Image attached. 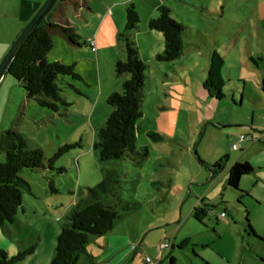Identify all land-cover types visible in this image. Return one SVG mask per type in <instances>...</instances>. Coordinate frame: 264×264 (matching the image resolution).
<instances>
[{
  "label": "rangeland",
  "instance_id": "obj_1",
  "mask_svg": "<svg viewBox=\"0 0 264 264\" xmlns=\"http://www.w3.org/2000/svg\"><path fill=\"white\" fill-rule=\"evenodd\" d=\"M78 2L68 3L62 14L80 36V45L53 29V47L47 54L50 63L75 66L77 80L57 81L68 106L52 112L28 99L11 76L0 82V146L7 131H16L28 148L43 151L47 167L60 148L72 145L52 170L20 172L30 190L24 191L23 208L14 222L0 225V251L13 256L33 248L15 264H50L72 209L90 201L92 191L116 171L119 179L112 190L134 209L121 212L108 235L92 237L77 264H171L172 258L174 264H264V141H246L232 151L242 134L264 130V0ZM126 2L133 3L139 15L141 29L135 33L141 41L136 47L140 60L150 66L136 139V149L146 148L149 155L140 164L101 161L93 149L97 131L111 111L106 98L120 93L129 78L115 71L118 60L126 59L120 37ZM162 4L189 28L182 55L171 62L158 61L156 52L163 44L147 34L150 13ZM113 8L119 30L112 27V35L107 23V38L100 35L102 47L95 41L92 46L89 36L95 35L104 12L111 15ZM10 33V25L0 21V56ZM156 39L163 42L160 36ZM212 51L224 62L222 99L209 98L203 91ZM151 131L165 141H154L148 136ZM219 159H226L227 169L211 178L209 165ZM4 161L0 148V162ZM235 162H249L254 168L242 177L238 190L227 185L228 168ZM105 200L115 202L111 197ZM195 208L210 212L200 222L194 218ZM247 219L252 232L245 229ZM109 236L115 247L128 244L120 250L126 260L102 250ZM162 243L174 249L170 255L163 251L160 258Z\"/></svg>",
  "mask_w": 264,
  "mask_h": 264
},
{
  "label": "trees",
  "instance_id": "obj_2",
  "mask_svg": "<svg viewBox=\"0 0 264 264\" xmlns=\"http://www.w3.org/2000/svg\"><path fill=\"white\" fill-rule=\"evenodd\" d=\"M59 2H74L76 0H56L50 12L43 18L23 48L12 61L8 75L20 84L27 93L28 99L35 100L40 107L59 113L61 107L68 104L62 98L61 88L57 81L60 77H69L77 80L74 65H65L59 62L47 61V54L53 47L50 28H60L65 37L74 45H80L79 36L75 29L60 16L54 22L49 20ZM157 16L148 22V28L161 33L165 49L157 55L158 61L171 62L182 55L184 37L189 28L173 18V11L165 5L157 9ZM140 18L133 3L126 5V23L124 32L120 35L125 44V61H118L115 71L118 75H128L129 78L122 84L120 93H113L107 97V104L111 111L107 115L103 127L97 131V140L93 149L101 161L131 160L140 164L149 152L145 148L136 149L138 122L143 118L144 89L147 81L148 66L139 58L133 34L139 29ZM255 62V60H253ZM223 60L216 51H212L209 58L208 78L204 88L210 96L222 99ZM6 139L1 143V150L5 161L0 162V225L13 223L19 211L23 208L24 191L30 190L29 183L20 176L23 170H37L54 168V161L63 155L67 145L59 149L46 167L45 156L41 149L28 148L25 137L16 131H7ZM148 136L156 142L165 141V137L155 131L148 132ZM227 169L226 159H220L209 165L211 178ZM254 168L249 162H235L228 168L227 185L235 190L239 189L242 177L253 173ZM119 175L116 171L107 174L105 181L92 191V199L85 206L79 205L72 209L68 221L63 225L57 238L55 256L50 264H77L81 254L86 253V247L92 237L108 235L119 219L121 212H130L134 204L124 203L119 194L112 189L117 184ZM53 190V187L51 186ZM111 197L115 202L106 203L104 199ZM209 207V206H207ZM210 210L195 208L194 218L201 222ZM224 214V213H222ZM226 217V214H225ZM245 229L252 232L247 219ZM185 244V243H183ZM33 253V248L26 249L18 254L9 256L0 251V264H15L24 260ZM175 259H171L174 264Z\"/></svg>",
  "mask_w": 264,
  "mask_h": 264
},
{
  "label": "crops",
  "instance_id": "obj_3",
  "mask_svg": "<svg viewBox=\"0 0 264 264\" xmlns=\"http://www.w3.org/2000/svg\"><path fill=\"white\" fill-rule=\"evenodd\" d=\"M76 1H79L80 2V3L78 2L77 5H82V4L85 3V0H76ZM44 2H45V0H0V21L7 22L10 25V31H11L10 35L8 36V38H10V39L4 44V49L1 52L0 62L3 60V58L6 55V53L9 51V49L12 46L13 42L19 36V34L23 30V28L33 18V16L36 14V12L38 11V9L41 7V5ZM156 2H157V0H156ZM68 3H71V2H64V3L63 2H59L56 5V9L54 10V13L50 16L49 20L51 22H54L55 20H57L58 17L63 16V14H62L63 13V10H64L65 6ZM128 3H131V2H126L125 4L124 3L123 4H124V6H126ZM112 4L113 5H117L116 2H112ZM159 7L160 6L155 7V9L150 13V16H149V18L147 20L148 22H149L150 19L155 18V16L157 15V13H156L157 12V9ZM114 8L112 9V13L113 14H111V15L108 12L107 13L104 12V14L102 15V17H101V19H100V21L98 23L99 26L97 25L98 28L96 29L95 35L92 34L88 38L89 39L88 41L90 43L93 42V41H95V43H96V45L98 47H102V42H101V39H100V35H103V37L107 38V33L104 30V27H107V23L109 24L110 28L112 29L111 30L112 35H114V33H115V31L113 30L112 27H114L116 31L119 30V28H118L119 26L113 20V17H114ZM148 22H147V26H148ZM53 29L59 30V31H61L63 33V31L60 28H50L49 29L50 32ZM140 29L141 28L139 27L138 30H140ZM135 32L133 34V39L135 40V43L137 41L139 43L141 40H140L139 36L137 37L138 39L136 38V33ZM147 34H148V38H153L154 41H155V43H157V44H161L162 43L163 44V47L159 48L160 50L159 49L157 50L156 56L158 54L163 53V51L165 49L164 40H163V42H161L159 40L157 41V39H156L158 36H160L163 39L161 33L157 32V31L150 30V31H148ZM63 35H64V33H63ZM125 58H126V53H125ZM149 67L150 66H148V69H149ZM7 75L8 74H6L4 76V78ZM149 80L150 79L147 76V81H146L145 88L147 87V82ZM203 91L204 92L206 91V94H208V96L210 98V94H209V92L205 88H203ZM144 103H145V89H144ZM144 103H143V106H144ZM262 129H264V127ZM258 132H259V134H256L255 131H254V133L246 132L245 134H242V135H245L247 137H250V140L240 141V147L237 150H234L233 149V146L236 145V144H233L232 151L235 152V151H238L241 148H243V145L242 144L244 142H246V141H248V143H253V144L254 143H261V142H263L264 141V130H260ZM219 160L213 161V164L216 163ZM104 202L111 203V201L110 202H107L105 199H104ZM88 203H89V200H88V202H86V204H84V206L87 205ZM110 236L109 237H106L105 244H103L104 247L102 248V250H106L107 253H110L111 256H113V255H120L122 257V260H126V257L124 256V254H120L121 253L120 250H123V248L124 247H127L128 244H126L125 246H123V245H120V243H119L115 247L114 244H113V241H112L113 239ZM126 241L127 240H125V243H126ZM173 249H174V246L172 247L171 250H173ZM171 250H170V252L167 255L172 254L171 253ZM88 257L90 259H92V260L94 259V257L91 256V255H88Z\"/></svg>",
  "mask_w": 264,
  "mask_h": 264
},
{
  "label": "water",
  "instance_id": "obj_4",
  "mask_svg": "<svg viewBox=\"0 0 264 264\" xmlns=\"http://www.w3.org/2000/svg\"><path fill=\"white\" fill-rule=\"evenodd\" d=\"M55 2L56 0H45L33 18L26 24L19 36L15 39L9 51L0 63V82L4 76L8 74V69L14 58L23 48L24 44L27 42L37 26L42 22L43 18L50 12Z\"/></svg>",
  "mask_w": 264,
  "mask_h": 264
},
{
  "label": "built area",
  "instance_id": "obj_5",
  "mask_svg": "<svg viewBox=\"0 0 264 264\" xmlns=\"http://www.w3.org/2000/svg\"><path fill=\"white\" fill-rule=\"evenodd\" d=\"M91 45L92 46H95L94 43H91ZM245 140H250V137H247L245 135H242L240 137V141H245ZM239 147H240V145H234L233 146V149L234 150H237ZM222 217H225V214H222ZM171 249H172V245L171 244H169V243H162L160 245V250H159L160 251V257L162 258V256L164 255V253H166V252L163 253V251H167V254H168Z\"/></svg>",
  "mask_w": 264,
  "mask_h": 264
}]
</instances>
